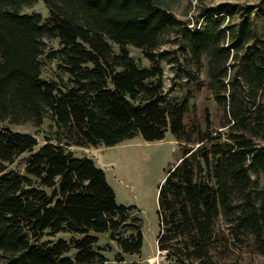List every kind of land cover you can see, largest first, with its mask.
<instances>
[{"label":"trees","instance_id":"trees-1","mask_svg":"<svg viewBox=\"0 0 264 264\" xmlns=\"http://www.w3.org/2000/svg\"><path fill=\"white\" fill-rule=\"evenodd\" d=\"M37 1L0 0V264L102 263L112 246L100 245L104 233L118 257L140 253L134 206L118 203L104 169L70 146L167 132L183 143L158 184L162 264H215L221 246L247 241L264 256V0L199 3L189 17L170 0H43L48 16L24 10ZM43 54L65 79L42 75ZM162 61L198 87L206 61L222 129L208 111L205 130L184 122L189 99L168 95ZM46 118L41 144L13 128ZM25 153L21 172L12 165Z\"/></svg>","mask_w":264,"mask_h":264},{"label":"rangeland","instance_id":"rangeland-1","mask_svg":"<svg viewBox=\"0 0 264 264\" xmlns=\"http://www.w3.org/2000/svg\"><path fill=\"white\" fill-rule=\"evenodd\" d=\"M254 2L256 0H170L174 11L189 17L195 12L197 4L217 6L221 2ZM26 12H40L43 17L48 16V8L43 0H38L32 6L24 9ZM47 48H56L58 40H46ZM115 51L118 46L113 44ZM167 44L165 47H173ZM130 55L141 65H149V60L142 51L132 45L127 46ZM48 52V51H47ZM42 75L46 78H66L67 74L58 68V60L43 54L40 57ZM164 88L168 95L178 99L188 97L189 105L184 115V122L188 126L199 124L206 129L205 116L209 112L211 127L214 130L222 129V111L213 98L208 88L207 65L204 61L203 68L197 73L202 85L198 87L195 81L189 80L183 73L177 72L170 63L162 61ZM51 120L46 118L40 126L32 123L13 125L14 129L32 132L43 143L44 135L50 130ZM195 136V135H194ZM180 140L167 132L165 137L159 140L147 141L140 135L122 140L110 146L99 144L98 146H70L75 155L92 157L95 162L103 167L109 184L115 191L116 200L120 204L133 205V213L141 218L143 232V245L140 253L118 257L117 246L109 235H100V245L105 246L102 251L106 260L98 264H162L165 260L157 246L158 217H157V194L158 184L165 175L166 170L172 166L181 156ZM189 145H197L196 142ZM28 153L18 157L12 167L23 171ZM263 184H264V180ZM216 256L215 264H264V256L256 252L252 241L238 243L228 249L220 247Z\"/></svg>","mask_w":264,"mask_h":264},{"label":"crops","instance_id":"crops-1","mask_svg":"<svg viewBox=\"0 0 264 264\" xmlns=\"http://www.w3.org/2000/svg\"><path fill=\"white\" fill-rule=\"evenodd\" d=\"M102 168H103V167H102ZM163 178H164V177H163ZM163 178H162V179H163Z\"/></svg>","mask_w":264,"mask_h":264},{"label":"water","instance_id":"water-1","mask_svg":"<svg viewBox=\"0 0 264 264\" xmlns=\"http://www.w3.org/2000/svg\"><path fill=\"white\" fill-rule=\"evenodd\" d=\"M199 143H197V145H198Z\"/></svg>","mask_w":264,"mask_h":264}]
</instances>
